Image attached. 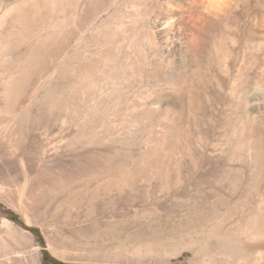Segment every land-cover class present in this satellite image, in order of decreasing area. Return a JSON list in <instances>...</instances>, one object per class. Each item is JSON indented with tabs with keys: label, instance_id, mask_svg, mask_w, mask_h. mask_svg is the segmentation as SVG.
Segmentation results:
<instances>
[{
	"label": "rangeland",
	"instance_id": "rangeland-1",
	"mask_svg": "<svg viewBox=\"0 0 264 264\" xmlns=\"http://www.w3.org/2000/svg\"><path fill=\"white\" fill-rule=\"evenodd\" d=\"M52 31L44 121L31 126L18 103L12 147L5 143L0 152V264H43L45 250L67 264H193L195 233L199 244L218 243L215 220L264 192V102L231 95L218 66L220 38L174 81L160 75L149 81L143 73L142 83L131 87H85L76 63L60 73L54 51L60 34ZM32 115L40 116L36 109ZM194 163L198 180L207 177L196 203Z\"/></svg>",
	"mask_w": 264,
	"mask_h": 264
},
{
	"label": "bare ground",
	"instance_id": "bare-ground-1",
	"mask_svg": "<svg viewBox=\"0 0 264 264\" xmlns=\"http://www.w3.org/2000/svg\"><path fill=\"white\" fill-rule=\"evenodd\" d=\"M223 2L225 0H0V152L5 143L12 147L10 138L18 117V103H22V112L35 127L38 126L33 124L34 121L43 120L46 114L50 92L51 29L54 35L60 34L54 50L61 55L57 63L61 72L57 71L62 75L69 73L70 67L76 63L79 84L85 87L101 86V82L115 88L131 87L142 83L143 73L149 81L159 75L164 81L177 79L180 70L191 65L189 63L209 43L220 38L223 48H220L222 55L216 51L221 56L218 66L223 72L221 78L227 84L230 82L231 95L237 98L236 101L263 103L264 98H261L264 95L260 98L255 94L264 93V0H226L228 8L219 15H208L197 6V3L213 5ZM154 8L157 10L155 14V11L151 13ZM74 34L76 48L73 53L71 43ZM60 55H57L58 59ZM205 55L208 57L210 53ZM148 68L150 70L146 73L144 69ZM100 73L106 78L97 80ZM157 83L160 85L159 81ZM232 98L229 97L230 102ZM35 109L40 115L37 119L32 115ZM27 147L32 146L27 144ZM197 166L194 163L190 175L195 203L198 192L203 190L200 188L202 182L207 181L204 175L198 180L200 171L197 172ZM258 197L245 203L233 202L222 216L220 214L221 218L218 216L220 219L213 224V234L218 243L216 240L211 243L212 240L206 238L203 244H199V236L195 233L191 246L193 264H264V192ZM10 224L4 221V225ZM214 244L218 258H215L217 254H211ZM200 254L202 258L198 262Z\"/></svg>",
	"mask_w": 264,
	"mask_h": 264
},
{
	"label": "trees",
	"instance_id": "trees-1",
	"mask_svg": "<svg viewBox=\"0 0 264 264\" xmlns=\"http://www.w3.org/2000/svg\"><path fill=\"white\" fill-rule=\"evenodd\" d=\"M6 214L11 219L18 222V216L14 212L6 211ZM31 230L36 234L37 237H39L37 229L31 228ZM43 264H67V263H64V262L54 258L53 256L50 255V253L48 251L45 250V251H43Z\"/></svg>",
	"mask_w": 264,
	"mask_h": 264
},
{
	"label": "clouds",
	"instance_id": "clouds-1",
	"mask_svg": "<svg viewBox=\"0 0 264 264\" xmlns=\"http://www.w3.org/2000/svg\"><path fill=\"white\" fill-rule=\"evenodd\" d=\"M197 6L201 7L208 15L222 14L227 8L228 4L225 0L223 3H217L213 5H206L204 3H197Z\"/></svg>",
	"mask_w": 264,
	"mask_h": 264
}]
</instances>
